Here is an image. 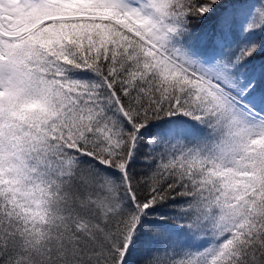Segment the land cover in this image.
<instances>
[{
	"label": "snow or ice",
	"instance_id": "6c2138e0",
	"mask_svg": "<svg viewBox=\"0 0 264 264\" xmlns=\"http://www.w3.org/2000/svg\"><path fill=\"white\" fill-rule=\"evenodd\" d=\"M0 264H264V0H0Z\"/></svg>",
	"mask_w": 264,
	"mask_h": 264
}]
</instances>
